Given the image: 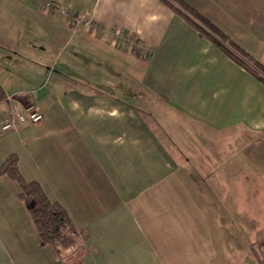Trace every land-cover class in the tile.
<instances>
[{
	"label": "crops",
	"instance_id": "1",
	"mask_svg": "<svg viewBox=\"0 0 264 264\" xmlns=\"http://www.w3.org/2000/svg\"><path fill=\"white\" fill-rule=\"evenodd\" d=\"M181 1L264 66V0ZM0 87V166L16 156L26 182L62 206L76 264H185L196 252L210 264L223 253L222 189L264 186L250 175L264 170V85L166 0H0ZM30 107L40 123L2 131ZM19 192L0 177V264H69L40 244Z\"/></svg>",
	"mask_w": 264,
	"mask_h": 264
},
{
	"label": "trees",
	"instance_id": "2",
	"mask_svg": "<svg viewBox=\"0 0 264 264\" xmlns=\"http://www.w3.org/2000/svg\"><path fill=\"white\" fill-rule=\"evenodd\" d=\"M166 1L179 15L194 25L202 36L210 39L240 67L247 70L264 85V66L261 63L252 58L221 30L183 1ZM6 97L5 92L0 87V104L6 100ZM1 176H7L18 184L19 197L28 208L42 246L50 245L61 255L62 249H69L75 245V233L65 210L47 195L40 184L26 182L20 173L16 156H10L0 166ZM32 203L34 204L33 207H31Z\"/></svg>",
	"mask_w": 264,
	"mask_h": 264
},
{
	"label": "rangeland",
	"instance_id": "3",
	"mask_svg": "<svg viewBox=\"0 0 264 264\" xmlns=\"http://www.w3.org/2000/svg\"><path fill=\"white\" fill-rule=\"evenodd\" d=\"M161 117V116H160ZM173 120H175L173 118ZM229 138V137H228ZM228 138L225 143H228ZM195 142V141H194ZM197 144V142H195ZM208 147L214 149V147H219L220 142L216 139L209 140ZM235 148H231L228 146L226 151H223L224 154H231ZM206 158L209 161H212V158L206 153L203 152ZM221 156L220 158L216 157L217 159L228 161L227 156ZM216 158H213L215 161ZM237 158L235 157V161L237 162ZM207 168L205 170L212 169L216 167L214 164H205ZM197 172V170H196ZM213 172V171H212ZM194 174V173H193ZM195 176H199L198 172L194 174ZM235 175L237 176V180L245 181L243 177H246V173L243 171L236 172ZM250 175H253L254 181L264 182V170L262 168L257 167L256 165L253 166L252 172ZM243 176V177H241ZM264 184V183H263ZM248 195V202H243L244 196ZM237 197V198H236ZM219 207L223 214V236H222V247L223 253L217 254V258L210 260V264H246L248 259H251L256 264H264V239L260 237V233L262 229H264V216L261 213L264 210V186L260 188H253L246 190L243 189H235L231 188H223L222 189V196L219 199ZM238 203L239 209L237 207H233L237 213L233 215L234 209L231 208L232 204L236 205ZM232 203V204H231ZM245 204V205H244ZM248 205V206H247ZM250 209H252L253 213H251V217L249 215ZM239 214V216H238ZM233 217L234 220H229L230 217ZM238 216V217H237ZM250 218V219H248ZM258 226V227H257ZM258 229V230H257ZM252 230L254 232H252ZM74 234V241L75 245L69 249H62L61 255L62 257L69 263V264H76L80 260L81 251L79 246V240L77 236V231L73 229ZM225 233L227 235H225ZM258 235V236H257ZM192 243L197 241L192 248H198L200 246L203 249L201 244H198L199 238H190ZM203 259L199 256V253H185V264H197V261H202Z\"/></svg>",
	"mask_w": 264,
	"mask_h": 264
},
{
	"label": "built area",
	"instance_id": "4",
	"mask_svg": "<svg viewBox=\"0 0 264 264\" xmlns=\"http://www.w3.org/2000/svg\"><path fill=\"white\" fill-rule=\"evenodd\" d=\"M43 9L61 20L71 22L73 25L88 22L87 16L69 12L68 10L62 9L53 3L45 4ZM109 37L112 44L123 50L131 48L134 43L133 38L123 32H110ZM42 120L43 115L35 107L26 108L21 112L15 110L11 113V119L2 126V131L16 130L27 124H38Z\"/></svg>",
	"mask_w": 264,
	"mask_h": 264
},
{
	"label": "water",
	"instance_id": "5",
	"mask_svg": "<svg viewBox=\"0 0 264 264\" xmlns=\"http://www.w3.org/2000/svg\"><path fill=\"white\" fill-rule=\"evenodd\" d=\"M33 205H34V204L32 203V204H31V207H33Z\"/></svg>",
	"mask_w": 264,
	"mask_h": 264
}]
</instances>
